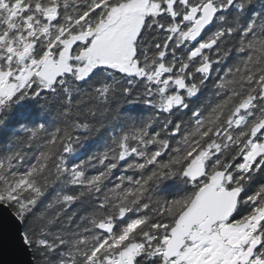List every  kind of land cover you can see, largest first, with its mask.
Masks as SVG:
<instances>
[{"label": "snow or ice", "instance_id": "6c2138e0", "mask_svg": "<svg viewBox=\"0 0 264 264\" xmlns=\"http://www.w3.org/2000/svg\"><path fill=\"white\" fill-rule=\"evenodd\" d=\"M5 234L14 264H264V0H0Z\"/></svg>", "mask_w": 264, "mask_h": 264}, {"label": "water", "instance_id": "95a60500", "mask_svg": "<svg viewBox=\"0 0 264 264\" xmlns=\"http://www.w3.org/2000/svg\"><path fill=\"white\" fill-rule=\"evenodd\" d=\"M16 259L17 257L12 250L7 234H5L3 244L0 245V261H2L3 264H14Z\"/></svg>", "mask_w": 264, "mask_h": 264}]
</instances>
